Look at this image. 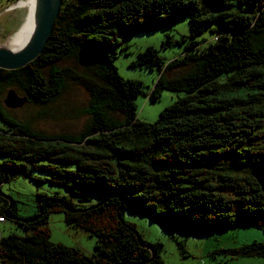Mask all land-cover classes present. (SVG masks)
<instances>
[{"label": "trees", "instance_id": "trees-1", "mask_svg": "<svg viewBox=\"0 0 264 264\" xmlns=\"http://www.w3.org/2000/svg\"><path fill=\"white\" fill-rule=\"evenodd\" d=\"M213 5L224 9L212 13ZM165 11L188 17L192 41L168 64L152 47L137 55L132 66L160 72L145 96L141 82L124 80L112 64L113 39ZM205 33L211 38L197 42ZM72 58L83 71L63 65ZM69 84L89 97V123L77 135L33 130L5 107L9 90L2 100L18 87L26 104L47 105ZM162 91L182 97L154 122L139 121L136 100L156 103ZM0 123V224L30 232L0 234L1 264H164L163 244L143 241L124 212L169 233L264 231V192L251 175L264 158V0H63L41 54L21 69H0ZM31 171L65 193L36 194V212L20 218L2 187L11 173ZM54 213L95 238L92 255L49 241ZM220 252L264 256V243Z\"/></svg>", "mask_w": 264, "mask_h": 264}, {"label": "rangeland", "instance_id": "rangeland-1", "mask_svg": "<svg viewBox=\"0 0 264 264\" xmlns=\"http://www.w3.org/2000/svg\"><path fill=\"white\" fill-rule=\"evenodd\" d=\"M31 1L0 0V46L9 47L10 36L21 30L25 18L29 16ZM21 5L24 6L19 8ZM148 21L152 29L146 27ZM134 22L141 23L142 28L138 31L129 28L117 32L114 36L113 41L118 46L115 47L117 54L111 61L121 78L141 82L143 94L148 96L160 72L157 68L147 70L131 64L137 60V55L148 47L156 49L158 56L165 64L185 54V46L192 41L189 39L188 17L165 11L144 15ZM167 38H170L171 45L163 47L162 43ZM183 38L185 40L181 42ZM210 38L211 34L205 33L197 36L196 41L201 43L204 39ZM63 65L74 66L77 70L83 71L79 62L73 58ZM173 73L171 72L170 75ZM8 90L10 91V89L3 91L2 100ZM14 90L18 96H25L18 87ZM178 97H182V94L162 91L158 102L151 103L148 98L140 96L136 100L137 119L146 123L154 122L159 113L171 106ZM88 101V94L82 87L69 84L65 92L47 105L27 103L21 108L11 109L9 113L16 120L30 125L33 130H41L48 135H77L89 123V117L83 114ZM11 175L12 179L3 185L2 191L16 201L20 218L29 217L36 212V194L65 193L47 182L49 175L45 172L31 171L25 178L14 177L13 173ZM37 178L42 179L43 182L37 183L35 181ZM124 220L135 226V230L146 243L161 242L163 244L161 256L164 264H264V256H231L220 252L221 249H238L254 241L264 243L262 230L236 227L196 235L187 231L169 233L143 216L132 212H124ZM48 224L51 243L79 249L86 255L94 253L95 238L67 225L63 214H51ZM11 233L24 237L30 232L8 220L0 224V234L3 237Z\"/></svg>", "mask_w": 264, "mask_h": 264}, {"label": "water", "instance_id": "water-1", "mask_svg": "<svg viewBox=\"0 0 264 264\" xmlns=\"http://www.w3.org/2000/svg\"><path fill=\"white\" fill-rule=\"evenodd\" d=\"M62 3L63 0H36L34 27L30 38L20 50L15 52L0 46V69L8 71L21 69L34 61L41 54L53 30ZM223 9L221 5H213L211 12L218 13ZM26 102V97H19L14 91H9L4 100V105L6 108L16 109L23 107ZM6 175L7 174H5V178ZM251 175L257 181L261 191L264 192V158L251 167ZM5 198L9 200L10 206H12L14 202L7 196ZM65 208L68 210L67 207ZM38 217H40V215ZM38 217H36V219ZM137 240L141 247L151 252L153 258L154 252L152 248L144 244L139 237H137Z\"/></svg>", "mask_w": 264, "mask_h": 264}, {"label": "bare ground", "instance_id": "bare-ground-1", "mask_svg": "<svg viewBox=\"0 0 264 264\" xmlns=\"http://www.w3.org/2000/svg\"><path fill=\"white\" fill-rule=\"evenodd\" d=\"M35 3H36V0L31 1L29 16L25 18L23 22V26L21 27V30L18 33H15L14 35L10 36L9 45H8L9 47L7 46H1V47H4L5 49L10 50L12 52H15V51L20 50L25 45V43L30 38L33 27H34V13H35V7H36ZM23 6L24 5H21L19 6V8ZM16 8H18V6Z\"/></svg>", "mask_w": 264, "mask_h": 264}, {"label": "built area", "instance_id": "built-area-1", "mask_svg": "<svg viewBox=\"0 0 264 264\" xmlns=\"http://www.w3.org/2000/svg\"><path fill=\"white\" fill-rule=\"evenodd\" d=\"M2 219H0V221H1Z\"/></svg>", "mask_w": 264, "mask_h": 264}]
</instances>
